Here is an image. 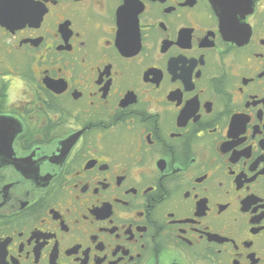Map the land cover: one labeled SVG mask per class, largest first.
I'll return each instance as SVG.
<instances>
[{
  "label": "flooded vegetation",
  "instance_id": "obj_1",
  "mask_svg": "<svg viewBox=\"0 0 264 264\" xmlns=\"http://www.w3.org/2000/svg\"><path fill=\"white\" fill-rule=\"evenodd\" d=\"M245 5L0 0V264H264V0Z\"/></svg>",
  "mask_w": 264,
  "mask_h": 264
},
{
  "label": "clouds",
  "instance_id": "obj_2",
  "mask_svg": "<svg viewBox=\"0 0 264 264\" xmlns=\"http://www.w3.org/2000/svg\"><path fill=\"white\" fill-rule=\"evenodd\" d=\"M6 79H11V78H6ZM25 88L24 81L21 80L19 77L11 79V84L9 86V94H8V99L7 103L8 105H13L17 104L19 101H27L28 97L22 95V90Z\"/></svg>",
  "mask_w": 264,
  "mask_h": 264
},
{
  "label": "water",
  "instance_id": "obj_3",
  "mask_svg": "<svg viewBox=\"0 0 264 264\" xmlns=\"http://www.w3.org/2000/svg\"><path fill=\"white\" fill-rule=\"evenodd\" d=\"M214 2L221 14L225 17H229L231 14H234L236 10L244 8L247 0H214Z\"/></svg>",
  "mask_w": 264,
  "mask_h": 264
}]
</instances>
